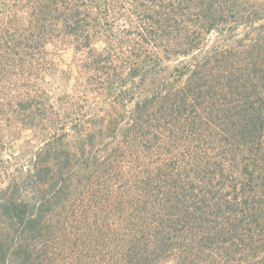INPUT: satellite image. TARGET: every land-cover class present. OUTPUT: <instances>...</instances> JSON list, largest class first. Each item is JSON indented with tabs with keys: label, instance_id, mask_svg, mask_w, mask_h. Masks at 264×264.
Returning <instances> with one entry per match:
<instances>
[{
	"label": "trees",
	"instance_id": "obj_1",
	"mask_svg": "<svg viewBox=\"0 0 264 264\" xmlns=\"http://www.w3.org/2000/svg\"><path fill=\"white\" fill-rule=\"evenodd\" d=\"M167 261L264 264V0H0V264Z\"/></svg>",
	"mask_w": 264,
	"mask_h": 264
},
{
	"label": "rangeland",
	"instance_id": "obj_2",
	"mask_svg": "<svg viewBox=\"0 0 264 264\" xmlns=\"http://www.w3.org/2000/svg\"><path fill=\"white\" fill-rule=\"evenodd\" d=\"M70 61V53L63 52L57 58V65L59 69L65 68L66 64ZM4 139L8 142L12 149L15 151H20L26 147L27 142L31 139V135L28 132H17L15 134L4 133ZM164 264H173L172 261H167Z\"/></svg>",
	"mask_w": 264,
	"mask_h": 264
}]
</instances>
